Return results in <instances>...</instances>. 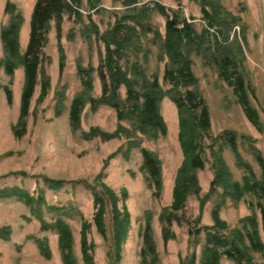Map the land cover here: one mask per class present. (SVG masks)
<instances>
[{
	"label": "rangeland",
	"instance_id": "rangeland-1",
	"mask_svg": "<svg viewBox=\"0 0 264 264\" xmlns=\"http://www.w3.org/2000/svg\"><path fill=\"white\" fill-rule=\"evenodd\" d=\"M125 1L67 0L74 11L62 12L61 38L57 34L58 20L51 21L48 39L42 46L43 65L39 66L36 76L25 119L26 133L22 138L14 135V128L19 125L21 114L25 67L17 66L10 75L0 66V190L19 186L31 196L43 195L46 204L42 206V213L46 223L63 219L73 232V254L78 264H85L81 246L84 233L95 264H203L209 230H204L196 242L189 219H199L201 226L212 227L216 210L226 223L227 233L237 228L247 234L253 230L248 218L254 217L264 241V188L256 187L258 195L246 192L240 200L230 198L222 186L214 184L213 167V152L217 151L240 184L247 180L264 183V171L257 157L260 154L264 158V0H135L130 6ZM7 2L16 4L22 11L24 23L19 35L20 49L25 53L36 0H0V33L10 22ZM157 2L166 6L167 15H171L173 9L185 16L196 30V39L203 41L202 49H191L190 58L197 86L211 116L210 136L204 139L202 154L205 166L196 171L201 191L189 195L185 210L178 212L179 218L170 223L175 237L168 240L163 236L161 212L173 204L177 170L184 161L179 140L181 115L170 91L176 88L183 93L195 87L193 84L174 87L164 79L169 60L161 43L167 36L168 16L154 8ZM139 7L150 10L146 23L152 30L137 37L129 29L134 23L127 20L123 21L118 34L115 31L118 19L124 13L133 12L129 11L131 9L140 12ZM218 44L232 48L231 52L223 48V52L228 50L236 59L238 70L251 86L249 99L259 115L258 127L245 113L235 86L221 76L220 63L210 58L218 54ZM61 45L65 54L63 67ZM119 46L118 63L128 77L139 81V87L158 76L166 92L160 101V115L167 126V135L136 133L132 117L120 119L116 109L106 104L94 108L89 100L81 113L79 126L72 127L69 111L73 98L83 93L96 99L103 95L99 69L103 68L107 82L111 83L106 55L109 48ZM5 55L0 35V57ZM81 66L85 69L82 72L85 81L90 80L92 84L89 92L80 73ZM43 76L49 77L44 95ZM5 87L13 92L12 103L8 102ZM119 95L128 110L124 85L119 88ZM127 131H131L130 134ZM134 132L142 138L143 147L161 160L163 180L157 195L143 167L140 149H130ZM232 144L237 145L244 165H239ZM47 178L62 179L63 186L53 190L45 184ZM104 185L117 194L120 210L126 208L130 215L126 235L120 242L113 204L107 203L105 207L106 234L98 231L95 224L98 206L94 195ZM149 219L156 252L144 251ZM41 241L48 243L51 256L44 254ZM249 253L253 256L250 264H264L263 251L253 249ZM0 264H65L57 230L44 228L31 208L16 197L0 199ZM220 264L239 262L224 254Z\"/></svg>",
	"mask_w": 264,
	"mask_h": 264
},
{
	"label": "trees",
	"instance_id": "trees-1",
	"mask_svg": "<svg viewBox=\"0 0 264 264\" xmlns=\"http://www.w3.org/2000/svg\"><path fill=\"white\" fill-rule=\"evenodd\" d=\"M99 0H96L98 2ZM135 0H126L125 3L133 4ZM34 10L31 16V29L30 39L25 53H22L20 49V30L24 23L22 11L16 6V4L7 2L6 13L9 14V24L5 25L1 29V38L6 52L5 57H0V66H4L8 74H14L17 66L23 65L25 67V87L23 89L22 103H21V114L19 117V125L14 128V135L18 138L24 137L27 128L26 117L29 113L30 98L33 95V90L37 82V73L39 66L43 65L42 55L43 48L48 39L47 33L51 27V21L53 19L58 20V36L62 37V12L74 11L73 6L69 5L67 0H36ZM157 9L162 14L168 16L166 31L167 36L161 43L162 51L167 56L169 62L167 63L164 71V79L171 84L176 86H186L193 84L195 88L187 89L185 92H180L174 88L170 91L171 98L176 101L179 108L180 116V134L179 140L182 145L184 152V161L177 170V176L175 179V188L173 195V204L169 208H164L161 212L163 220V236L165 240L175 237V234L170 229V223L179 218L178 212L185 210L188 202L189 195L197 194L201 191L199 185V179L197 170L203 169L205 166L204 158L202 154L205 150L204 139L210 136L211 127V116L209 115L208 106L205 100L202 98L200 89L197 86V78L195 72L192 69L193 60L190 58L191 49L200 50L203 48V41L196 39V30L193 25L188 22L185 16H181L178 11L172 9V14L167 15V8L161 3L155 4ZM140 10V7L137 8ZM131 9L124 13L120 19H118L115 31L119 34L120 28H123V21L131 20L134 26L129 28L131 33L133 32L137 37H142L146 32L151 31L152 27L146 23L149 9L142 8L140 12ZM81 15V12H77ZM212 23V22H211ZM138 28L142 32L138 31ZM209 41V40H208ZM238 43V42H237ZM110 47V45H108ZM229 46V45H228ZM231 52L232 48L228 47ZM236 47H240V43ZM62 48V45L60 46ZM221 48V49H220ZM224 44H218V54L211 56L215 62L220 63L221 76L235 86L238 99L244 106L245 113H247L249 119L258 127L259 115L255 108L251 104L249 99V88L248 85L238 70L237 61L230 53L223 52ZM226 48V49H227ZM121 47H115L114 49L109 48L106 60L108 61L107 70L111 77V83L107 82V75L104 73L103 68L99 69L100 75H102L104 93L99 99L87 97L85 93L78 94L71 102L69 111V119L71 125L74 128L79 126L81 121V113L84 107L87 105V100L93 104L94 108H97L101 104H106L117 110L118 117L123 119L125 117H132L133 119V130L142 132L144 135L155 136L159 132L163 135H167L168 130L163 117L160 115V104L163 96L166 92L161 88L159 84L158 76L155 77L152 82L145 81L140 87L139 81L135 78L128 77L118 60L120 55ZM63 52V48H62ZM118 55V57H116ZM44 58V57H43ZM65 54L61 55V67L64 66ZM43 67L41 72L43 73ZM85 69L81 66L80 73L84 78L82 72ZM90 71V70H89ZM42 91L43 95L47 92L49 87V77L43 76ZM234 80V81H233ZM87 83L88 90L91 89V82ZM124 85L127 89L126 103L130 107L127 110L124 102L122 103L119 88ZM7 92V99L9 103L13 101V92L9 87H5ZM90 98V99H89ZM94 132V131H93ZM131 131H127L130 134ZM134 132V134H135ZM235 137V133H230ZM129 142L131 148H139L142 154L143 167L148 173L149 182L156 187V195L162 188V164L161 160L158 159L156 154L147 147H143L142 138L136 136ZM235 155L238 158L239 165H244L243 158L240 156L238 147L236 144H232ZM215 162L213 164L215 173V185H220L223 188V192L226 196L240 200L246 192H251L258 195L256 187L264 188V183L250 182L247 180L244 184H240L234 179L233 174L229 171L228 166L225 162L224 157L217 151L213 152ZM258 160L261 163L262 170L264 171V158L257 154ZM250 169V167H249ZM264 177V172H263ZM45 184L53 190H58L63 186L64 181L47 178L44 180ZM92 187V185H90ZM97 190L95 187H93ZM7 197H16L18 200H22L26 205L31 208L32 213L35 217L42 221L44 228L52 227L59 233V247L61 248L62 260L65 264H78L74 258L73 252V232L70 227L63 221L58 219L52 224L46 223L42 213V206L46 204L44 196L35 197L31 196L28 191H25L19 186L6 187L0 190V199ZM94 201L98 206L97 213L95 214V224L98 231H101L103 235L106 234V217L105 207L107 203L114 205L116 212L115 216V230L117 231V239H121L122 236L126 235V230L130 222V215L126 208L121 211L117 203V194L110 189L108 186L102 187L101 191H95ZM51 209L61 211V208L57 206H51ZM219 210L214 211L216 222L212 227L201 226L199 219H193L190 217L189 224L193 226L195 241L199 240L201 233L204 230H209L207 243L204 253L203 264H220L222 255L226 254L230 258L236 259L239 264H250L253 261V256L249 253L250 250H259L264 253V241H262L260 235V227L257 220L254 217H249V222L253 227V230L244 234L242 230L235 229L231 233H227L224 229L227 228L226 223L220 217ZM150 219L147 222L146 231L144 234V244H146L145 252H156V244L154 242V232L151 229ZM264 226V225H263ZM87 226L85 225L84 230ZM191 228V230H193ZM124 235V236H125ZM120 242V240H119ZM83 260L85 264H95L93 255L90 252V246L86 239V233L81 242ZM40 247L44 251L46 256H51L50 247L46 241L40 242ZM242 258H246V261H242Z\"/></svg>",
	"mask_w": 264,
	"mask_h": 264
}]
</instances>
